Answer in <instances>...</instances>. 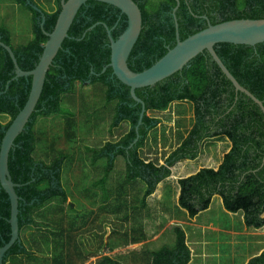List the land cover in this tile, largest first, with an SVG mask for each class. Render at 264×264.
<instances>
[{"label":"trees","instance_id":"1","mask_svg":"<svg viewBox=\"0 0 264 264\" xmlns=\"http://www.w3.org/2000/svg\"><path fill=\"white\" fill-rule=\"evenodd\" d=\"M38 6L35 0H31ZM143 16V28L128 60L133 72L140 73L152 67L176 44V29L173 18L176 0H133ZM176 12L181 41L212 25L251 19H264V0H179ZM16 3L32 14L34 38L26 45L13 46L7 27L0 28L1 41L10 46L23 71L35 69L43 47L48 41L61 11V0H56L53 12L42 10L46 16L43 24L41 15L26 6L24 0ZM151 3V4H150ZM158 4V5H157ZM90 6L85 13L86 7ZM158 6V7H157ZM150 8V9H149ZM108 14L113 17L107 19ZM208 19V21L205 19ZM92 31L87 30L97 23ZM117 24V25H116ZM128 26L125 15L109 5L89 2L78 13L63 43L44 85L43 93L32 117L29 129L15 141L10 153L9 171L16 189L23 200L20 203L19 224L21 233L35 226L34 211L41 210L54 199L67 202L62 186L61 171L66 157L61 155L52 164L36 161L35 123L40 117H50L63 111L61 98L72 93L75 83H101L107 88L108 101H117L116 116L111 126L119 127L127 121L132 129L116 143L108 142L101 150L88 149L92 164L108 159L104 177L98 182L106 188L109 175L114 170V161L123 157L126 163V182L141 180L147 187L143 197L146 205L157 196L164 181L172 178L171 169L183 160L199 157L202 144L210 139H225L230 143L221 163L214 168H201L198 172L176 179L177 202L189 218L194 219L208 211L215 197H220L224 209L230 214L243 213L247 230L260 231L264 228V114L246 95L237 93L232 83L221 72L208 52L197 56L188 66L174 76L154 87L137 90V96L146 105V114L139 129L141 139L133 148L137 137L141 106L130 96V89L113 76L109 68L111 49L107 27L117 39ZM115 27V28H114ZM85 34V36H84ZM215 50L237 81L255 97L264 102V43L255 47L218 44ZM92 71L95 75H91ZM113 76V79L110 77ZM15 71L9 54L0 47V116L9 117L6 125L0 123V145L12 121L27 103L31 90L25 78L14 80ZM177 102H189L193 106L194 123L186 139L168 158L167 166L158 165L141 157V150L152 129L161 121L149 116L150 112H166ZM11 205L8 195L0 193V248L11 238ZM174 248L164 247L152 254V264H190L192 251L188 238L181 228L175 229ZM22 240V239H21ZM23 242L15 244L8 252L5 264L11 257L28 255ZM109 264H121L107 258ZM247 264H264V250L251 258Z\"/></svg>","mask_w":264,"mask_h":264},{"label":"rangeland","instance_id":"2","mask_svg":"<svg viewBox=\"0 0 264 264\" xmlns=\"http://www.w3.org/2000/svg\"><path fill=\"white\" fill-rule=\"evenodd\" d=\"M35 1L47 12L57 9L56 0ZM0 23L11 29L14 44L30 41L32 14L15 0H0ZM117 104L108 101L103 84L76 82L74 91L61 98V113L38 118L33 157L47 165L61 155L66 157L61 180L67 202L54 199L34 211L36 225L21 233L29 254L11 257L7 264H109L107 258L121 264H152L154 252L174 248L177 227L187 235L190 264H247L258 256L264 250V228L247 230L243 213H228L220 197L194 219L177 202L176 179L217 167L230 147L225 139L206 140L197 159L183 160L172 168V178L164 181L146 205L147 187L141 180L126 182L123 157L114 161V170L102 189L98 182L108 159L93 165L88 149L101 150L108 142H119L132 129L127 121L111 128ZM149 116L161 124L150 131L141 157L167 166L169 156L193 126V106L177 102L168 111H153ZM9 120L0 116L2 125Z\"/></svg>","mask_w":264,"mask_h":264},{"label":"water","instance_id":"3","mask_svg":"<svg viewBox=\"0 0 264 264\" xmlns=\"http://www.w3.org/2000/svg\"><path fill=\"white\" fill-rule=\"evenodd\" d=\"M26 6L32 8L35 12L41 15L43 26L46 22L44 12L31 0H24ZM89 2H98L106 4L118 9L122 15H125L128 20V26L121 36L114 39L112 30L108 27L107 33L111 49V62L102 71L104 74L109 68L113 71V76L119 82L130 89V96L141 106V113L138 125L136 127L137 137L129 149L133 148L141 139L139 132L143 124V119L146 114V105L136 94L137 90L154 87L158 83L174 76L188 66L197 56L208 52L212 60L220 68L221 72L232 83L237 93H242L251 99L264 114V102L255 97L250 91L244 88L232 73L225 66L223 61L218 56L215 47L218 44H233L255 47L264 43V19L251 20L241 19L233 20L217 25H212L208 19V27L195 35L181 41L179 24L176 12L180 6V1L176 0L177 7L174 9L173 18L176 29L177 44L173 49L158 60L149 69L136 73L133 72L129 65V57L138 42L143 28V16L139 5L133 0H61V11L59 13L54 30L51 33H46L48 41L43 47V53L40 56L39 62L34 70L23 71L17 61V58L12 48L4 44L0 39V47H2L10 56L15 71L14 80L25 78L26 81H31V90L27 103L20 111L17 117L12 121L7 130H4V137L0 145V193L4 191L11 205V238L8 243H5L0 248V264H5L9 250L15 244H21V229L19 224L20 203L23 200L18 196L16 189L22 187L20 184H15L12 180L9 171L10 153L14 149L16 139L29 129V124L32 122V117L36 113V107L43 93L47 75L62 49L63 43L69 38V31L79 13V11ZM96 26L87 30L92 31ZM85 36V34H84ZM92 75H95L92 72Z\"/></svg>","mask_w":264,"mask_h":264},{"label":"crops","instance_id":"4","mask_svg":"<svg viewBox=\"0 0 264 264\" xmlns=\"http://www.w3.org/2000/svg\"><path fill=\"white\" fill-rule=\"evenodd\" d=\"M3 26H4V27H7V28L9 29L10 34H11V40H12V43L14 44V41H13L14 38H13V35H12V32H11V29H10L7 25H2V24L0 23V28L3 27ZM30 33H31V39H30V41H32L33 38H34L33 30L30 31ZM30 41H29V42H30ZM29 42H28V43H29ZM28 43H27V44H28ZM24 45H26V44H24ZM13 46H20V45H19V43H16V44H14ZM36 128H37V127H36ZM36 128H35V129H36Z\"/></svg>","mask_w":264,"mask_h":264},{"label":"flooded vegetation","instance_id":"5","mask_svg":"<svg viewBox=\"0 0 264 264\" xmlns=\"http://www.w3.org/2000/svg\"><path fill=\"white\" fill-rule=\"evenodd\" d=\"M90 6H87L86 7V11H85V13L90 9L89 8ZM113 17V15L112 14H108V16H107V19H110V18H112ZM101 23L99 22V23H97L95 26H98V25H100ZM117 25V24H116ZM115 28V27H114ZM112 30V29H111ZM113 31V30H112ZM93 72V71H92ZM93 73H91V75H92ZM111 79H113V76L112 77H110Z\"/></svg>","mask_w":264,"mask_h":264}]
</instances>
